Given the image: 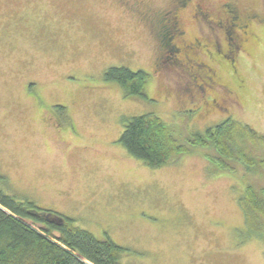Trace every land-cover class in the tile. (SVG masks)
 Wrapping results in <instances>:
<instances>
[{"label":"rangeland","instance_id":"374dc122","mask_svg":"<svg viewBox=\"0 0 264 264\" xmlns=\"http://www.w3.org/2000/svg\"><path fill=\"white\" fill-rule=\"evenodd\" d=\"M124 1L0 0V174L19 199L126 248L123 264H264V225L248 229L240 204L242 183L258 189L264 180L238 168L214 173L197 149L150 168L117 141L123 118L146 113L183 135L227 118L264 133V26L252 24V53L222 57L216 47L213 62L173 45L221 43V30L188 10L185 38L160 42L142 18L170 0ZM222 1L209 0L211 11ZM232 1L264 14V0ZM111 67L147 74L146 99L105 82Z\"/></svg>","mask_w":264,"mask_h":264},{"label":"trees","instance_id":"16d2710c","mask_svg":"<svg viewBox=\"0 0 264 264\" xmlns=\"http://www.w3.org/2000/svg\"><path fill=\"white\" fill-rule=\"evenodd\" d=\"M231 74L234 76V70ZM147 77L140 70L123 67H111L104 73V81L115 83L125 96L145 99ZM122 126L118 143L150 168L167 165L197 149L204 151L214 173L234 176L238 168L242 177L264 180V133L247 124L227 118L202 133L183 135L146 113L123 118ZM242 184L245 226L257 234L264 225V184L258 189ZM74 223L68 216L37 206L27 196L19 199L0 174V264H123L126 248L107 237L98 240Z\"/></svg>","mask_w":264,"mask_h":264},{"label":"flooded vegetation","instance_id":"af4514ba","mask_svg":"<svg viewBox=\"0 0 264 264\" xmlns=\"http://www.w3.org/2000/svg\"><path fill=\"white\" fill-rule=\"evenodd\" d=\"M134 1L138 4L142 3L141 0ZM127 2V0L124 1L126 4ZM190 5L191 9H189ZM165 8L164 12H157L155 16H152L149 19L142 18L148 17L149 15L145 13L141 15V18L145 20L144 22H146L148 26L156 28L155 31L159 32V34L156 33V37L160 39V42L167 37L168 34H170L173 40L177 38L179 39L183 36L185 38L186 32L182 28V21L184 18L181 16L188 10L190 11V19H193V21L198 24L202 23L213 34L216 35L212 30H221L220 33L223 35V41L221 43L216 37L212 40L205 37L203 40L204 42H200L195 38L192 40L188 39L187 41L190 43H187L182 48L177 44L173 45L175 48H179V50L187 49V51L190 52H195L197 50L201 51L213 62L216 61L215 57H217V53L222 54V57L237 55L238 51L243 49L252 53L259 40L258 36L254 34V26L252 27V24L257 23L255 24L256 26H264V14L259 15L252 12L242 13L232 0L222 1L219 5V10L215 12L211 11L209 0H187L186 4H184L183 0H170L165 5ZM229 30L233 33V37L238 47H233L229 44V40H231L228 36L230 34ZM163 44H165V42ZM163 44L160 43V48ZM216 47L220 49H217V53H214ZM175 48L174 50H176ZM187 61L190 60L187 59L186 62ZM231 61L232 63H229L228 65H230L231 68H234L235 65L233 64V60L231 59ZM204 64V67L207 66L210 68L209 65H206V62ZM219 88H222L220 84Z\"/></svg>","mask_w":264,"mask_h":264}]
</instances>
